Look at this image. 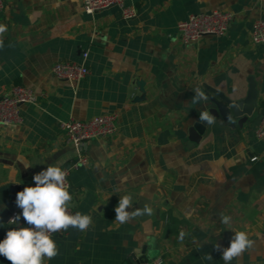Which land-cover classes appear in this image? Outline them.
Listing matches in <instances>:
<instances>
[{
  "label": "crops",
  "instance_id": "1",
  "mask_svg": "<svg viewBox=\"0 0 264 264\" xmlns=\"http://www.w3.org/2000/svg\"><path fill=\"white\" fill-rule=\"evenodd\" d=\"M3 2L0 91L20 84L36 100L20 105L18 124L0 127V210L13 186H35L33 176L48 165L86 158L69 172V207L93 224L53 235L59 255L45 264H224L235 231L254 243L231 264H264V138L254 137L264 108V44L250 37L253 21L264 20V0H126L136 11L129 19L116 6L87 14L80 0ZM213 10L233 15L224 35L179 41V21ZM59 61L82 63L88 73L58 80L50 69ZM249 78L257 89L252 115L241 126L216 117L198 143L190 141L188 128L212 107L191 104L194 89L238 99ZM103 114L116 116L111 135L81 147L65 140L62 121ZM122 195L133 197V208L149 204L153 215L118 224ZM18 226L28 225L0 222V241ZM0 264L11 262L0 255Z\"/></svg>",
  "mask_w": 264,
  "mask_h": 264
},
{
  "label": "clouds",
  "instance_id": "2",
  "mask_svg": "<svg viewBox=\"0 0 264 264\" xmlns=\"http://www.w3.org/2000/svg\"><path fill=\"white\" fill-rule=\"evenodd\" d=\"M7 26L0 24V48L4 47L3 35ZM209 97L200 88L194 89L191 104L207 103ZM199 122L213 125L216 117L208 110H202L198 117ZM67 171L60 161L48 165L33 176L35 186L24 187L16 194V205L22 211L20 215L10 219V223L18 224L23 220L27 227H13L7 231L5 238L0 241V255L11 264H45L59 255L56 241L52 238L54 233L67 231L70 227L86 232L93 224L92 216L79 211L74 214L69 210L73 200L70 185L67 182ZM131 209V210H130ZM153 215L152 207L145 203L142 207L133 208L131 195L120 196L115 207V221L123 225L138 217ZM221 223L231 224V216L221 214ZM185 233H180L183 240ZM253 241L246 231H235L227 248L223 249L222 260L224 264H231L239 260L243 253L253 246ZM219 249V245H216ZM205 259L211 261V255Z\"/></svg>",
  "mask_w": 264,
  "mask_h": 264
},
{
  "label": "built area",
  "instance_id": "3",
  "mask_svg": "<svg viewBox=\"0 0 264 264\" xmlns=\"http://www.w3.org/2000/svg\"><path fill=\"white\" fill-rule=\"evenodd\" d=\"M82 9L87 14L105 9L110 6H116L120 9L125 19L132 18L136 11L133 7L125 6L126 0H80ZM4 8L3 0H0V11ZM233 15L227 11L213 10L210 12H198L190 14L187 19L179 21L176 25V35L181 43L187 44L195 41L204 35L221 36L226 33ZM251 41L256 44H264V20L256 19L253 21L250 30ZM85 53L83 56L85 57ZM51 74L58 80L79 81L87 73V67L82 63L71 61H59L52 65ZM36 100L34 91L20 84H11L0 91V127H7L18 124L21 121L20 105L24 103H33ZM114 114H103L91 117L86 120L70 119L62 121L60 127L64 132L67 142L80 145L81 142L89 139H97L111 135L115 129ZM254 137L264 138V108L262 115L254 129ZM255 159V157L251 158ZM86 163V158L78 157L69 166L64 167L68 175L71 169ZM67 175V182L69 184ZM69 210L73 213L72 209ZM21 209L16 207L10 213L8 220L20 215ZM22 218V217H21ZM62 232L53 235H61ZM161 258L154 260L138 261L134 264H161Z\"/></svg>",
  "mask_w": 264,
  "mask_h": 264
},
{
  "label": "water",
  "instance_id": "4",
  "mask_svg": "<svg viewBox=\"0 0 264 264\" xmlns=\"http://www.w3.org/2000/svg\"><path fill=\"white\" fill-rule=\"evenodd\" d=\"M138 86L140 91L143 93V81H138ZM211 95L209 96V102L212 107L208 109L215 117H220V119L229 123L231 120L236 119L237 125H242L243 122L250 117L257 106V89L255 82L252 78L248 79V89L244 97L238 99H231L226 97L220 91H217L211 87H207ZM144 98L142 95L136 100ZM205 124L201 122H195L192 126L188 128V138L194 143H198L201 135L204 132ZM231 126H234L231 124ZM86 141L81 142L80 147L84 145ZM22 191L19 186H13L11 188L10 199L7 200L2 210H0V222H5L8 220L10 213L17 207L16 205V194ZM147 259H141V261H146Z\"/></svg>",
  "mask_w": 264,
  "mask_h": 264
}]
</instances>
